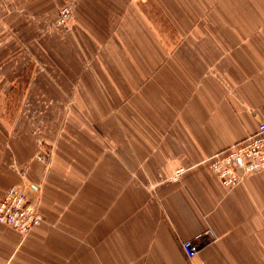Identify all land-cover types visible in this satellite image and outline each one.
<instances>
[{
    "label": "crops",
    "instance_id": "obj_1",
    "mask_svg": "<svg viewBox=\"0 0 264 264\" xmlns=\"http://www.w3.org/2000/svg\"><path fill=\"white\" fill-rule=\"evenodd\" d=\"M64 5L73 38L34 27ZM1 17L11 67L15 25L39 43L30 90L51 108L0 115V199L22 187L42 216L27 235L0 224V264H264V169L227 189L208 161L264 122V0H0ZM111 38L119 51L91 66ZM67 90L103 122L83 141L62 129L83 122L61 111ZM134 91L108 128V107Z\"/></svg>",
    "mask_w": 264,
    "mask_h": 264
},
{
    "label": "rangeland",
    "instance_id": "obj_2",
    "mask_svg": "<svg viewBox=\"0 0 264 264\" xmlns=\"http://www.w3.org/2000/svg\"><path fill=\"white\" fill-rule=\"evenodd\" d=\"M62 9L69 10L70 18L67 19L66 21L63 20ZM1 11L5 13V16H6V13L7 14L10 13L9 9L3 8V10ZM127 12L129 11H126V12L124 11L121 15V18L123 16L128 15ZM154 12H155L154 10H149L148 8L144 10V13L147 15L149 13H154ZM131 13L134 14L135 11L132 10ZM225 13H227V15L230 16L227 11ZM203 14L204 12L202 13V15ZM242 14L245 15V11H243V13H241L240 16H242ZM0 19L3 22L4 19H2V17ZM44 20L45 21L40 22L39 26L38 25L34 26L35 28L40 29V33L47 34V33L56 32L58 35H62V37L65 35V37L63 38L69 39V38L74 37V33H76L78 29L76 22H75L77 21L76 20V10L71 9L69 5H64L60 7L54 13V16L53 14H50L46 16ZM155 21L158 22L157 19ZM147 27L149 28V26ZM162 29H165V31L163 30V32H166V26L162 27ZM26 31H28V26L26 25L23 26L22 23H20L19 25H15L14 27L13 36H14L15 42L10 43L9 48H8L9 51L14 50L13 51L14 57L11 58L12 64H14L13 67H11L10 63L7 64V59L5 58V54H2L4 55V57L0 56V115H9V118H13L14 121L20 119V117L24 115L27 117L28 113L29 114L39 113V114L44 115L45 113H47V110L51 108L48 105L46 106L43 105L42 99H40L43 97H40V98L37 97L39 96V92L34 94V92L30 90V82L33 79V77L36 75V73L38 72L39 65L41 66L43 64L37 52V46L39 43L38 42L33 43V41L31 43H28L27 40L30 38L26 37V35H28L26 34ZM44 40L46 41V39ZM113 43H114V48L108 51L106 57L104 58L100 56L94 57L93 60L90 62L91 66L93 65L94 67H99L100 65H103V61L108 59L112 52L119 51L117 47H118V44L120 45V42L118 40L115 41L113 39V41H110V44H113ZM11 45H14V47H11ZM46 46L48 47L47 44ZM126 48H128V46ZM113 80L114 79L112 78V81ZM67 91H66V94L63 92L64 93L63 98L65 96L68 103L61 107V111L63 113H66V115L68 116L72 114L78 115L80 119L83 120V122L81 123L82 125H80L78 130L76 129L72 130V128L70 127V123L68 121H62V129L64 133L68 132V135H70L73 141H83L86 139V137L83 138V136H86L84 132L85 130L98 131L99 129L102 128L101 125L103 124V122L98 121L99 119H96V121H86L82 116H80L79 114H82V111L76 105V100H75L76 95H71L70 90H67ZM134 94H135V91L133 95L130 96L129 99H127L119 107L118 106L113 107L114 105H110L108 107V109L110 108V110L106 114L108 115L107 120L114 119V122H112L111 124L109 123L110 125L108 124V128L112 130L119 128L120 108L124 110L125 108L129 109L133 107L131 103L134 102V99H135ZM35 97L38 98L39 104L37 103L35 104L33 102V100L36 99ZM105 99H106V102H105L106 104H108L107 102L110 103V101L112 102L116 101L110 94H106ZM102 103L103 102H101L98 105V112L100 113V116H102ZM46 123H48L47 129H52L53 131L54 121L51 119L50 121H46ZM33 125L38 126V122H34ZM127 128L133 129L134 123L128 122ZM50 148L51 150L55 149L54 144H52Z\"/></svg>",
    "mask_w": 264,
    "mask_h": 264
},
{
    "label": "built area",
    "instance_id": "obj_3",
    "mask_svg": "<svg viewBox=\"0 0 264 264\" xmlns=\"http://www.w3.org/2000/svg\"><path fill=\"white\" fill-rule=\"evenodd\" d=\"M62 17L64 21L70 18L68 9H62ZM208 161L214 175L222 186L227 189L263 170L264 122L259 125L255 134L215 153ZM182 171L178 170L173 179L180 175ZM41 222V213L38 207L29 200L24 188L13 186L0 199L1 225L10 227L22 235H27ZM182 247L190 259L197 255L192 241L184 242Z\"/></svg>",
    "mask_w": 264,
    "mask_h": 264
}]
</instances>
